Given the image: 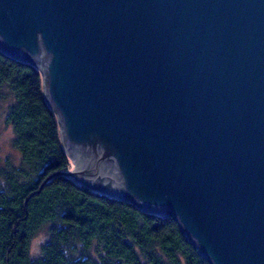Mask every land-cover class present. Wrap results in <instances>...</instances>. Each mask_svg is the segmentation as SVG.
I'll return each mask as SVG.
<instances>
[{
	"label": "water",
	"instance_id": "95a60500",
	"mask_svg": "<svg viewBox=\"0 0 264 264\" xmlns=\"http://www.w3.org/2000/svg\"><path fill=\"white\" fill-rule=\"evenodd\" d=\"M88 189L172 212L212 264H264V0H0Z\"/></svg>",
	"mask_w": 264,
	"mask_h": 264
},
{
	"label": "trees",
	"instance_id": "16d2710c",
	"mask_svg": "<svg viewBox=\"0 0 264 264\" xmlns=\"http://www.w3.org/2000/svg\"><path fill=\"white\" fill-rule=\"evenodd\" d=\"M0 98L18 161L0 163V264H212L172 212L88 189L71 164L39 70L0 49ZM47 239L34 253L41 229Z\"/></svg>",
	"mask_w": 264,
	"mask_h": 264
},
{
	"label": "rangeland",
	"instance_id": "374dc122",
	"mask_svg": "<svg viewBox=\"0 0 264 264\" xmlns=\"http://www.w3.org/2000/svg\"><path fill=\"white\" fill-rule=\"evenodd\" d=\"M5 106L6 102L0 98V163L8 159L18 161L20 157L18 149L13 144V127L5 120L3 111ZM47 232V229L43 228L32 239L31 248L34 253L39 252L42 242L47 239Z\"/></svg>",
	"mask_w": 264,
	"mask_h": 264
}]
</instances>
